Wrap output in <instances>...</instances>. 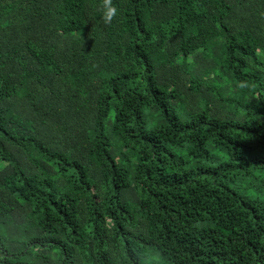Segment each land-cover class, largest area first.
Instances as JSON below:
<instances>
[{
    "label": "trees",
    "instance_id": "obj_1",
    "mask_svg": "<svg viewBox=\"0 0 264 264\" xmlns=\"http://www.w3.org/2000/svg\"><path fill=\"white\" fill-rule=\"evenodd\" d=\"M113 3L0 0V264H264V0Z\"/></svg>",
    "mask_w": 264,
    "mask_h": 264
},
{
    "label": "clouds",
    "instance_id": "obj_2",
    "mask_svg": "<svg viewBox=\"0 0 264 264\" xmlns=\"http://www.w3.org/2000/svg\"><path fill=\"white\" fill-rule=\"evenodd\" d=\"M101 12H102V20L105 25H110L112 21L118 15V8L114 5L113 0H102L101 5ZM247 83L241 82L238 84V87L245 88L247 87Z\"/></svg>",
    "mask_w": 264,
    "mask_h": 264
}]
</instances>
